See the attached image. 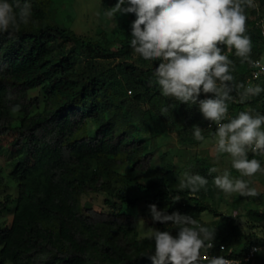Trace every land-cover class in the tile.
<instances>
[{
    "label": "trees",
    "instance_id": "obj_1",
    "mask_svg": "<svg viewBox=\"0 0 264 264\" xmlns=\"http://www.w3.org/2000/svg\"><path fill=\"white\" fill-rule=\"evenodd\" d=\"M255 1L262 13L253 21L248 18L246 27L251 57L259 60L264 55V0ZM50 7L49 0H31L29 23L0 31V147L7 143L15 151L9 180L17 189L16 199L11 194L0 199V213L16 201L12 222L0 226V264H153L148 255L154 240L138 233L141 215L122 211L125 205L137 208L142 198L116 194V185L136 186L148 205L169 214L179 211L197 220L204 212L222 215L207 202L217 174L209 175L207 159L191 173L208 179L205 188L169 191L165 182L172 164L163 155L161 167L155 166L140 128L149 131L155 144L159 135L178 133L182 145L197 144L194 125L211 135L216 129H208L211 121L197 104L161 95L154 77L159 61L144 60L130 47L134 14H127L128 21L119 19L115 41L103 34L86 42L53 22ZM246 12L249 16L250 7ZM234 51L228 54L235 62V80L247 84L253 67L242 64ZM110 60L119 62L105 65ZM35 92L39 95L33 97ZM206 95L213 94L202 93L201 99ZM241 111L264 113V93L243 103L229 102L232 118ZM248 156L257 155L249 151ZM125 166L143 180L118 172ZM8 186L0 176V190ZM103 193L117 198L107 201L111 211L82 204L84 196ZM249 214L255 220L264 218V212ZM146 222L173 235L178 232L171 223L151 218ZM209 228L216 231L214 244L226 245L228 257L240 264H253L245 261L252 247L264 248V235L221 223Z\"/></svg>",
    "mask_w": 264,
    "mask_h": 264
},
{
    "label": "clouds",
    "instance_id": "obj_2",
    "mask_svg": "<svg viewBox=\"0 0 264 264\" xmlns=\"http://www.w3.org/2000/svg\"><path fill=\"white\" fill-rule=\"evenodd\" d=\"M252 6L253 0H117L106 12L109 17L115 12L135 15L130 47L144 60L159 61L154 77L161 95L197 104L203 117L215 122L213 152L217 157L209 175L217 173L213 183L224 193L241 196L257 195L256 188L244 177L264 172V164L248 156L249 151L264 156V113L241 111L234 118L228 117L229 102L239 99L243 103L264 93L260 83L236 82L235 62L228 54L234 49L242 64L259 68L260 72L253 73L255 78L264 73V57H251L253 44L247 34L246 9ZM31 15V0H0V31L18 30L29 23ZM202 93L213 95L201 99ZM192 133L196 140L206 142L199 125L192 127ZM220 154L231 158V167L239 176L221 168ZM208 183L201 174L185 172L179 187L197 192ZM174 199L179 200V196ZM149 209L155 222L171 223L178 229L176 235L150 229L155 248L148 257L153 264H240L239 260L210 254L216 231L192 215L179 211L169 214L156 204H150Z\"/></svg>",
    "mask_w": 264,
    "mask_h": 264
},
{
    "label": "rangeland",
    "instance_id": "obj_3",
    "mask_svg": "<svg viewBox=\"0 0 264 264\" xmlns=\"http://www.w3.org/2000/svg\"><path fill=\"white\" fill-rule=\"evenodd\" d=\"M51 1L50 15L52 21L60 26L72 30L79 38L86 42H93L100 40L103 34H107L110 41H115L119 37L118 21L120 18L127 19V14L115 12L111 17L106 15V12L113 8L117 0H49ZM259 3L253 0V6L250 7V14L248 16L250 21L256 19L262 12L259 11ZM264 19V17H262ZM68 49H72L69 46ZM119 61L110 60L105 63L114 67ZM130 95V93H128ZM33 97L39 95L35 92ZM91 131L94 130V124L90 123ZM205 141H198L193 137V141L197 144L186 145L180 144L178 133L171 132L164 135H159L157 143L155 144L146 128H140V137L146 141L145 152H152L155 155V166L161 167V157L164 155V160L172 164V174L169 175L165 182V187L169 191L184 190L179 187V182L183 178L185 172L194 173L197 171L199 161L207 159L211 166H214L217 154L213 152L214 134L211 135L207 130L203 133ZM207 134V135H205ZM182 138L189 139L187 136ZM188 141V140H187ZM15 151L9 144H4L0 147V176L5 179L6 185H9L6 190H0V199H3L6 194H11L15 199L17 196L16 185L9 180V174L14 168ZM264 164V157L253 156ZM221 168H228L232 175L239 176L238 170L231 167V158L227 154H220ZM121 174L130 179L143 180L141 176L132 172L130 166H125L118 170ZM250 182V186L256 188V196H241L239 193L226 194L217 187L207 195V202L214 208L218 209L221 217H216L209 212H204L199 218V222L207 227H214L222 224L225 227L234 225L241 229L244 233H256L259 236L264 235V218L255 220L250 216L249 211L254 210L259 213L264 212V172H258L252 177H244ZM116 194L122 191L130 198H142L139 206L133 208L130 206H123L122 211L125 213L139 214V237H151L149 224L147 219L151 218L148 199L145 193L139 191L136 186H122L116 185ZM117 201L116 197L109 194H90L82 198L84 206L91 205L97 211L109 212L111 211V204ZM16 207L14 201L7 211L0 213V226L10 225L12 222V215ZM226 247L227 251V246ZM264 249V248H260ZM253 264H264V252H258L255 258L252 259Z\"/></svg>",
    "mask_w": 264,
    "mask_h": 264
},
{
    "label": "built area",
    "instance_id": "obj_4",
    "mask_svg": "<svg viewBox=\"0 0 264 264\" xmlns=\"http://www.w3.org/2000/svg\"><path fill=\"white\" fill-rule=\"evenodd\" d=\"M263 57H264V55H263ZM260 59H261V58H260ZM260 59H259V60H260ZM255 72H260V69H259V68H254V67H253V70H252L251 75H250L249 79L247 80V82H248L249 80H252L253 83L264 84V73H261L260 77L257 79V78H255V77L253 76V73H255ZM228 117H229V118H232V115L228 113ZM208 129H210V130H214V129H216V124H215V122H211V123H209V124H208ZM250 152H251V151H250ZM251 153H253V152H251ZM253 154H255V155H257V156H260V157H264V156L260 155L259 153H253ZM257 248H258V247L254 246V247H252V248L249 250V252L247 253V255H246V257H245V261L248 262V261H251L253 258H255V256H256L257 253H258L257 251H255V249H257ZM222 249H223V250H222ZM210 254H213V255H224V256H226L227 258H229V257H228V254L226 253V247H225L224 245L217 246V245L214 244L213 249L210 250ZM229 259H233V258H229Z\"/></svg>",
    "mask_w": 264,
    "mask_h": 264
}]
</instances>
